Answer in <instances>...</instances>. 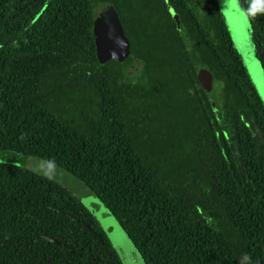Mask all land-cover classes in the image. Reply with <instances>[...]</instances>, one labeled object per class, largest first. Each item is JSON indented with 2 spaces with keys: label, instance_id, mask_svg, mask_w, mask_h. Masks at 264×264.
<instances>
[{
  "label": "trees",
  "instance_id": "1",
  "mask_svg": "<svg viewBox=\"0 0 264 264\" xmlns=\"http://www.w3.org/2000/svg\"><path fill=\"white\" fill-rule=\"evenodd\" d=\"M102 2L123 63L97 60ZM240 3L264 78V0ZM0 151L75 177L142 264H264V109L216 0H0ZM0 264L122 261L68 190L0 163Z\"/></svg>",
  "mask_w": 264,
  "mask_h": 264
},
{
  "label": "rangeland",
  "instance_id": "2",
  "mask_svg": "<svg viewBox=\"0 0 264 264\" xmlns=\"http://www.w3.org/2000/svg\"><path fill=\"white\" fill-rule=\"evenodd\" d=\"M216 3L230 40L264 109V78L260 70L258 57H256L254 48L251 44L246 16L240 0H216ZM137 70L138 67L136 66L131 69L130 73L136 72ZM130 73L128 75H130ZM138 74H141V70L138 71ZM169 90L171 91V89ZM141 91L142 90H140L139 93ZM155 92L159 102H168L169 98L164 96V93L168 91H164L158 87ZM143 95L145 98L147 97L143 92L142 95L139 96L136 95L135 92L132 93V96L135 98V105L140 110V114H142L143 109V107H141L144 102ZM84 108L88 110L87 105H84ZM126 110L128 112L130 107L127 106ZM69 112L70 111L66 110L64 113L68 114ZM0 163H8L23 167L61 185L92 213L97 223L104 230L110 245L119 255L122 264H142L136 252L130 246L116 224L111 220L110 216H108L109 214L106 213L107 211L103 208L101 203H99L91 191L85 188L75 177L50 163L11 151H0Z\"/></svg>",
  "mask_w": 264,
  "mask_h": 264
},
{
  "label": "water",
  "instance_id": "3",
  "mask_svg": "<svg viewBox=\"0 0 264 264\" xmlns=\"http://www.w3.org/2000/svg\"><path fill=\"white\" fill-rule=\"evenodd\" d=\"M176 20V16L172 14ZM92 34L94 50L99 62L115 60L123 63L128 54V42L123 34L119 19L113 7L99 3L92 11ZM200 88L208 93L211 90V76L204 69L196 72Z\"/></svg>",
  "mask_w": 264,
  "mask_h": 264
},
{
  "label": "bare ground",
  "instance_id": "4",
  "mask_svg": "<svg viewBox=\"0 0 264 264\" xmlns=\"http://www.w3.org/2000/svg\"><path fill=\"white\" fill-rule=\"evenodd\" d=\"M126 36V35H125Z\"/></svg>",
  "mask_w": 264,
  "mask_h": 264
}]
</instances>
